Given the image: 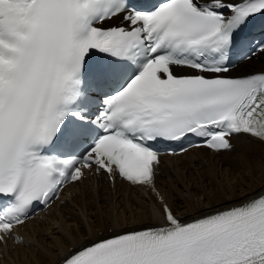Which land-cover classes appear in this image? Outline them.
<instances>
[{"label":"snow or ice","instance_id":"obj_1","mask_svg":"<svg viewBox=\"0 0 264 264\" xmlns=\"http://www.w3.org/2000/svg\"><path fill=\"white\" fill-rule=\"evenodd\" d=\"M258 23L264 0H0V244L91 172L151 189L148 219L43 264H264V192L181 219L157 189L162 153L264 144V70L232 74Z\"/></svg>","mask_w":264,"mask_h":264},{"label":"bare ground","instance_id":"obj_2","mask_svg":"<svg viewBox=\"0 0 264 264\" xmlns=\"http://www.w3.org/2000/svg\"><path fill=\"white\" fill-rule=\"evenodd\" d=\"M262 56L259 55L258 58H262ZM258 58L257 61H254L253 58L248 60L247 63L250 65L248 70H255L254 72L264 70V61ZM242 67L240 69L244 71ZM233 143L239 153L238 163L231 158L220 159L223 158L225 152L215 155L205 149L191 150L178 157L165 156L162 158L163 163L159 171L163 170L162 175L165 180L161 181L162 176L158 175L157 189L170 203L178 207L177 215L181 219L197 215L198 213L195 211L197 207H200L199 210L221 208L227 203L244 201L264 192V153H262L264 144L246 136L233 138ZM181 163L184 165L180 166ZM224 167H227L225 171ZM185 171H187L186 174H190L189 177L186 176ZM194 171L200 176H194ZM203 176L206 177L205 180ZM190 177L191 180H194V184L188 185L185 180ZM103 180V178L88 177L87 182L79 183L84 185V189L81 190L91 187L86 190L88 194L85 196L83 193L80 197L74 196L73 193L70 196L71 191L75 190L79 184L67 188L61 200L67 201L66 204L64 203L65 205L71 202L79 212L70 205L66 207L59 204L53 205L46 215L29 221L27 227L18 230L25 244H15L12 240H8L6 244H0V264H43L44 257L41 250H50L53 247V241L60 239L61 232L71 233L77 239H85L91 235L93 229L96 232L103 231L106 225L101 224V216L98 218L100 213L102 216L107 213L108 220L115 215L129 221L140 222L148 219L149 210L156 203V195L151 189L130 187L119 181L113 184L107 179H105L107 180L106 185L103 184L104 188H101L100 184ZM215 188L221 196H216ZM79 189L80 187H78V191H80ZM237 189H240L243 194L237 195ZM183 192L186 193L183 195ZM67 196L69 199L66 198ZM220 197L226 199L223 201L226 203L218 202L217 199ZM99 199H101L99 201L101 205L98 206ZM102 202L104 203L102 204ZM217 202L219 204H215ZM114 203L116 208L113 207ZM182 204L184 207H181ZM61 207L64 208L59 210V215L53 214ZM105 208L107 211H104ZM79 216H84V220H77ZM93 217L96 219L94 220ZM46 218L47 220H45ZM48 236L53 239L48 240L46 238ZM63 254L64 249H61L59 252L52 253L49 259L53 262L58 261Z\"/></svg>","mask_w":264,"mask_h":264},{"label":"rangeland","instance_id":"obj_3","mask_svg":"<svg viewBox=\"0 0 264 264\" xmlns=\"http://www.w3.org/2000/svg\"><path fill=\"white\" fill-rule=\"evenodd\" d=\"M258 59H261V60L263 59V61H264V55L262 56V58H258ZM254 61H257V59H256V60L254 59ZM251 65L254 66V64H251ZM249 67H250V65H248V63H246V64L242 67V69H243L244 71H249V72H254V71H255V70H253V71L248 70ZM236 152H237V153H236ZM262 153H264V150H263ZM238 154H239V153H238V150L235 149L234 151H232V152H230V153H229V152L225 153V154L222 156L223 158H220V159H225V160H226V159H230V158H231V159H233L235 162L238 163V159H237V158H238V157H237ZM185 163H188V162L185 161ZM233 163H234V162H233ZM250 164L253 165V163H251V162H250ZM183 165H184V164H182V163L180 164V166H183ZM185 165H186V164H185ZM229 168L231 169V167H229ZM191 169L193 170V169H194V166L191 167ZM225 169H227V167H224V171H225ZM236 170H237V169H236ZM186 172H187V171H185V174H186ZM159 174L162 176V178H161L162 180H161V181H164V180H165V177L162 175V174H163V170H160V171H159ZM193 174H194V176H196V177L200 176V175H198L199 173L197 174L196 171H194ZM189 175H190L189 173L186 174V176H188V177H189ZM89 177H92V176H89ZM203 178H204V180L206 179L205 176H203ZM96 179H97V178H96ZM98 179H100V178H98ZM192 179H193V178H192ZM220 180H222L221 177H220ZM85 181H86V179L84 180V182H85ZM105 181H106V180L101 181L102 183L99 182V183H101V184H100V187H101V188H104V185H106L107 181H106V182H105ZM185 181H186L185 183H186V184L188 183V185H190V184H194V182H193L194 180H191V177L188 178V179L185 180ZM187 181H188V182H187ZM86 182H87V181H86ZM96 182H97V181H96ZM190 182H191V183H190ZM103 184H104V185H103ZM79 185H81V184H79ZM79 185L76 186V189H75V190H72V191H71V195L69 194L70 196H72V193H73L74 196L76 195V196H78V197H80L82 193L84 194V196H85V194H86V195L88 194V192L86 193V190L90 189L91 187H90V188H87L86 190H81V189H84V185H81V186H79ZM92 185H93V184H92ZM96 185H97V183H96ZM255 185H256V184H255ZM78 187H80V189H79L80 191H78ZM92 187H93V186H92ZM247 188H248V187H247ZM247 188H246V189H247ZM215 190L217 191V188H215ZM103 192L105 193V191H103ZM185 193H186V192H183V195H184ZM237 193H238L237 195L243 194L242 191H241L240 189H237ZM89 194H90V193H89ZM100 194H101V193H100ZM69 195H68V196H69ZM68 196L66 197L67 199H69ZM216 196L219 197V196H221V194L217 191ZM70 198H71V197H70ZM175 198H176V197H175ZM71 199H72V198H71ZM82 199H83V197H82ZM217 200H218V202H220V201L223 202V201H225L226 199H224L223 197H220V198H218ZM99 201H101V199L98 200V206L101 205V203H99ZM65 202H67V201H65ZM218 202L215 203V204H219ZM103 203H104V202H102V204H103ZM223 203H226V202H223ZM65 204H66V203H65ZM65 204L63 203V204H61V206H64ZM96 204H97V203H96ZM67 205H70L71 207H75L71 202H69ZM67 205H65L64 207H66ZM64 207L59 208L58 211H55L53 214H55V215H59V210H63ZM113 207L116 208V204H115V203H114ZM181 207H184V205L182 204ZM107 208H108V207H107ZM199 208H200V207H197V209H199ZM75 209L78 210V208H76V207H75ZM105 209H106V208H105ZM104 211H107V209L104 210ZM56 212H58V213H56ZM77 212H79V210H78ZM100 216H101L100 220L102 221L101 224H102L103 226H105V225H106V221H108V219H107V213H105L103 216H102V214L100 213V214L98 215V218H99ZM82 218H83V219H82ZM45 220H47V218H46ZM77 220H84V216H82V217H80V216L77 217ZM68 221H69V220H68ZM39 222H40V221H39ZM86 228H87V227H86ZM104 228H105V227H104Z\"/></svg>","mask_w":264,"mask_h":264}]
</instances>
